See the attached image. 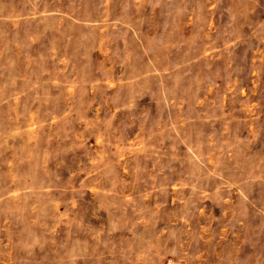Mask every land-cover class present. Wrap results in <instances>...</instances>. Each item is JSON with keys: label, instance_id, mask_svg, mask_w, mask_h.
I'll return each instance as SVG.
<instances>
[{"label": "rangeland", "instance_id": "obj_1", "mask_svg": "<svg viewBox=\"0 0 264 264\" xmlns=\"http://www.w3.org/2000/svg\"><path fill=\"white\" fill-rule=\"evenodd\" d=\"M0 264H264V0H0Z\"/></svg>", "mask_w": 264, "mask_h": 264}]
</instances>
